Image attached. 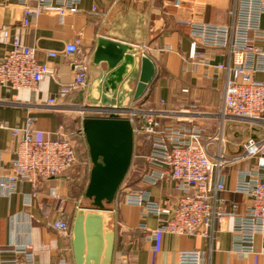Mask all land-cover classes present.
Wrapping results in <instances>:
<instances>
[{
    "label": "crops",
    "instance_id": "1",
    "mask_svg": "<svg viewBox=\"0 0 264 264\" xmlns=\"http://www.w3.org/2000/svg\"><path fill=\"white\" fill-rule=\"evenodd\" d=\"M234 4L235 0H81L78 13H45L24 27L22 1L0 0V60L18 40L34 48L38 60L48 63L54 72V76H47L33 91H14L0 86V183L8 174L18 146L11 129L24 125L28 117L36 119L41 139L55 137L63 127L73 135L77 145H86L81 132L86 114H82L79 107H130L137 102L157 107L164 100V109L178 110L183 105L198 102L193 123L204 126L209 135H215L223 128L229 156L242 154L248 139L263 142L264 122L232 119L222 122L219 112L225 73L213 66L208 70L200 60L190 58L189 30L181 25L183 21L231 25ZM94 6L104 13L103 17L92 15ZM262 27L264 29V16ZM99 38L145 47L144 53L154 62L156 74L140 99L134 98L141 70L139 62L113 97L109 96L108 65L93 63ZM77 40L82 55L89 58L88 86L61 101L60 86L71 83L75 74L71 59L65 56V47ZM48 53H56L57 57L50 58ZM216 53L213 65L224 60L222 51ZM139 56L142 58L140 50ZM254 78L264 80V74ZM50 99H56L58 105H50ZM105 114L94 111L87 115ZM210 149L213 153L214 147ZM242 167L243 164H237L225 171L227 192L222 195L225 210L231 213L236 207L239 215L244 214L250 204L245 196L232 193L237 172ZM69 180L67 173L49 179L33 199L31 196L35 191L30 183L19 184L11 195L0 186V262L15 259L10 251L31 246L35 264H62L63 260L67 264H76L73 228L79 209L69 197ZM174 187L172 181L148 186L139 179L135 188L149 191L154 200L162 202L166 196L178 195ZM53 190L57 191V196L53 195ZM62 208L71 224L72 235L68 240L52 229V225L61 219ZM110 209L112 214L107 215L105 221L115 233L112 264H132V257H136V264H178L179 253L186 250L201 251L204 263L264 264V235L257 237L253 253L237 252L233 217L217 224L213 240L162 234L150 242L138 228L144 224L155 230L159 225L155 217L144 218L139 208L121 205L118 201ZM23 258L24 255H20L19 260Z\"/></svg>",
    "mask_w": 264,
    "mask_h": 264
},
{
    "label": "built area",
    "instance_id": "2",
    "mask_svg": "<svg viewBox=\"0 0 264 264\" xmlns=\"http://www.w3.org/2000/svg\"><path fill=\"white\" fill-rule=\"evenodd\" d=\"M21 1L23 26L28 27L45 13H78L81 0ZM91 13L104 16L97 6ZM263 16L264 0H235L231 25L181 22L189 30L190 58L200 60L208 70L213 66L225 73L223 103L219 112L223 123L231 119L264 122V80L254 78L257 74H264ZM138 48L142 57H146L145 47ZM216 51L223 52L224 60L213 65L218 55ZM36 52L34 48L14 41L7 55L0 60V86L14 91H33L47 76H54L52 68L48 63L40 62ZM64 52L71 59L75 74L71 83L60 86L61 101L86 90L89 75V58L82 55L80 41L68 43ZM48 56L56 58L57 54L48 53ZM49 104L58 105L56 99H50ZM165 105L164 100L157 107L137 102L116 114L131 122L135 149H148V153L141 157L146 162V169L140 182L157 186L172 181L178 195L166 196L160 202L145 189L125 188L123 185L115 202L139 208L142 217L152 216L158 220L155 230L144 224L138 228L150 242L162 234L213 240L217 224L233 217L235 249L253 253L257 237L264 235V141L248 139L242 154L229 156L223 128L215 135H209L204 126L193 123L198 102L183 105L178 110L164 109ZM77 109L86 113L84 107ZM173 119L176 122L173 123ZM11 132L18 146L8 174L0 183L9 195L19 184L26 182L35 191L31 196L33 199L46 181L65 174L79 163L73 135L63 127L55 137L41 139L36 119L28 117L24 125L11 129ZM211 147H214L213 153ZM237 164H243V167L237 172L232 193L243 195L250 201L242 215L237 213L236 207L233 212H227L222 197L227 192L225 171ZM53 195L57 196L56 190ZM60 214L61 219L52 225V229L68 240L72 235L71 224L63 208ZM31 250V246L12 250L15 259L3 260L0 264H35ZM20 255H24L22 260H19ZM131 261L136 264V257ZM62 264L67 263L63 260ZM178 264L210 263L202 261L201 251L186 250L179 253Z\"/></svg>",
    "mask_w": 264,
    "mask_h": 264
},
{
    "label": "water",
    "instance_id": "3",
    "mask_svg": "<svg viewBox=\"0 0 264 264\" xmlns=\"http://www.w3.org/2000/svg\"><path fill=\"white\" fill-rule=\"evenodd\" d=\"M136 62L141 64L134 98L140 99L156 74V66L148 57L139 56L134 45L99 38L93 53V63H106L110 70L107 91L110 97L123 83ZM129 106H86L85 112L99 111L105 116L87 115L82 130L89 149L91 171L85 197L92 208L78 210L73 228V251L76 264H112L115 233L106 226L105 217L132 165L135 140L131 122L117 112Z\"/></svg>",
    "mask_w": 264,
    "mask_h": 264
},
{
    "label": "rangeland",
    "instance_id": "4",
    "mask_svg": "<svg viewBox=\"0 0 264 264\" xmlns=\"http://www.w3.org/2000/svg\"><path fill=\"white\" fill-rule=\"evenodd\" d=\"M85 114L87 116V114L90 113L86 112ZM76 149L78 152L79 163L76 167L66 172L68 176H70L71 180H69V197H71V199L74 200L75 203H77L78 207L81 206L83 208L90 209L92 208V202L85 197V192L89 183L90 171L92 167L89 149L87 143L86 145L76 144ZM147 153V148L137 149L134 153L131 168L123 183L125 188L130 187L132 189H138L135 187L137 186V183L141 178V174L146 169V162L141 157L146 155ZM87 163H89V165H87ZM112 206H110L109 208H111Z\"/></svg>",
    "mask_w": 264,
    "mask_h": 264
},
{
    "label": "trees",
    "instance_id": "5",
    "mask_svg": "<svg viewBox=\"0 0 264 264\" xmlns=\"http://www.w3.org/2000/svg\"><path fill=\"white\" fill-rule=\"evenodd\" d=\"M136 150H137V149L134 150V153L136 152ZM120 190H121V189H120ZM119 194H120V191H119V193H118V195H117V198H118ZM117 198H116V199H117Z\"/></svg>",
    "mask_w": 264,
    "mask_h": 264
}]
</instances>
